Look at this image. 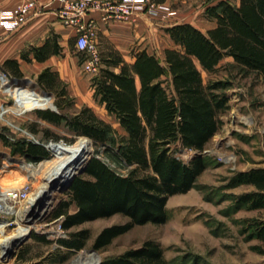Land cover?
Instances as JSON below:
<instances>
[{"label":"trees","instance_id":"1","mask_svg":"<svg viewBox=\"0 0 264 264\" xmlns=\"http://www.w3.org/2000/svg\"><path fill=\"white\" fill-rule=\"evenodd\" d=\"M207 13L216 22L207 31L189 21L166 27L175 47L165 48L164 59L148 49H133L131 61L118 48L101 56L104 64L92 79L94 94L117 117L125 134L98 116L91 106L73 115L65 112L74 104L66 83L50 67L39 74L38 83L55 94L56 106L38 108V117L57 126L65 123L70 132L86 136L98 146L116 145L117 158L130 168L120 173L92 155L85 171L68 188V198L60 201L51 214L52 219L62 218L64 231L115 214L128 216V222L109 225L98 234L93 245L96 249L106 247L137 224L165 223L170 217L169 198L192 190L207 168L209 159L203 151L219 132L221 115L230 98L223 91V81L205 82L203 70L214 72L224 58L232 57L244 69L264 75V0H218ZM74 47L79 55L86 54L75 43ZM62 50L55 36L42 46H32L23 57L30 61L33 52L35 58L44 61ZM38 126L39 121L33 122L32 131H38ZM43 131L47 138H59L50 128ZM0 138L14 154L21 153L30 160L48 158L50 154L35 141H12L1 133ZM179 149L195 153L185 161L177 155ZM233 183L253 185L254 190L238 199L249 209L264 210V167L239 171ZM253 227L252 237L264 243V221H256ZM35 237L51 242L45 235ZM90 237L89 229H79L57 241L70 250H80ZM26 249L22 248L15 264L32 260L25 256ZM100 264L172 262L165 257L163 245L152 239L104 258Z\"/></svg>","mask_w":264,"mask_h":264},{"label":"rangeland","instance_id":"2","mask_svg":"<svg viewBox=\"0 0 264 264\" xmlns=\"http://www.w3.org/2000/svg\"><path fill=\"white\" fill-rule=\"evenodd\" d=\"M217 1L151 0L143 12L133 13L126 19H116L109 23L99 22L93 43L97 46L100 57L111 48H118L129 61L132 60L133 49H148L156 53L160 59H164L165 48L175 47L166 27L189 21L207 31L216 24L215 20L209 18L207 9ZM151 3H155L156 10L151 9ZM87 56L88 53L79 55L75 75L68 82L74 104L65 112L73 115L82 107L91 106L98 116L109 121L119 133L125 134L126 131L117 117L110 114L105 104L94 94L92 79L99 74L104 63L101 60L96 70L88 72L84 67ZM203 77L206 83L221 80L226 84L223 91L230 98L228 108L221 115L222 124L219 132L209 141L203 152L209 159L207 168L198 178L192 193H179L169 198L167 207L170 217L165 223L137 224L128 232L113 239L106 247L96 249L93 246L95 239L104 228L128 222L130 219L120 214L94 219L66 231L67 234L79 229H89L91 232V237L84 248L70 250L57 241L59 238L67 237L62 233L61 221L51 218L58 203L68 198V190L63 192L55 189L50 196V205L37 213L33 217L34 220L24 219L20 225L7 227V233H15L23 223H26L31 225L29 230L31 235L18 247L13 258L8 262H2L15 264L23 247L27 248L24 252L27 259H32L27 261L28 264H73L80 255L90 253L94 248L102 261L104 258L137 247L146 240L154 239L163 245L165 257L171 260L172 264H263L264 243L252 235L254 223L264 221V210L249 209L240 202L239 196L254 190L255 187L247 184L235 185L233 178L239 171H246L251 167H264V75L244 69L234 58L226 57L218 64L216 71L203 70ZM28 81L35 83L40 92H51L50 106L55 107L56 97L52 91L42 88L35 77ZM18 83L22 82L17 81L11 86ZM10 89L9 86L5 88L6 92L3 90L0 92V106L6 105V111L0 114L3 121H0L1 134L8 135L9 139L10 137L18 139L22 136L20 131L9 125L13 121L18 126L27 127L40 141L63 138L67 145H77L85 141L90 146L91 156H99L120 173L129 171L130 168L117 158L116 145L106 143L98 146L92 139L70 132L65 123L57 126L49 122H39L38 131H32L31 125L38 120L37 109H26V104L30 103V100L21 102L19 106L9 95ZM10 107L11 109L7 110ZM4 115L8 120L4 119ZM46 128H50L59 138H47L43 131ZM70 139H75V142H71ZM0 148L6 151L0 154V183L5 186L21 187L27 181L26 175L29 173L22 166V162L32 161L40 170L33 177V188L37 194L45 185L52 170L53 162L49 160L57 158L58 154L49 150L48 158L30 160L14 154L11 149L6 148L2 139ZM194 153V150L179 149L177 155L188 161ZM229 155L233 157L231 162L224 158ZM47 161L49 163L40 167L42 162ZM36 234L45 235L51 242L38 240ZM3 237L0 230V241ZM3 256L0 243V259ZM63 257L66 259L61 261Z\"/></svg>","mask_w":264,"mask_h":264},{"label":"built area","instance_id":"3","mask_svg":"<svg viewBox=\"0 0 264 264\" xmlns=\"http://www.w3.org/2000/svg\"><path fill=\"white\" fill-rule=\"evenodd\" d=\"M61 3L58 11V17H61L63 21L72 25L77 31V40L75 45L78 50L88 53L85 58L84 67L85 70H96L101 64V57L99 50L94 45V37L96 36V28L99 22L102 21L109 23L116 19H126L133 13L143 12L148 6V2L151 0H56ZM42 5L37 0H29L19 3L13 10H0V29H5L8 32H15L30 21V17L34 15L39 7ZM151 9L156 10L155 3H151ZM12 79L5 71L0 70V92L5 90L6 81ZM6 105L0 106V114L4 111ZM9 107V106H8ZM7 116V114H6ZM0 121H2L0 119ZM3 122V121H2ZM22 133L18 139L10 137L11 140L17 141L19 139H25L29 141H35L47 150L55 152L52 148V144L65 143L64 139L55 140L53 138L46 141H40L35 133H32L27 127L18 126L13 121L9 123ZM205 151V150H204ZM203 151V152H204ZM56 153V152H55ZM54 153V154H55ZM227 161L233 160L232 156L224 157ZM26 162V161H25ZM33 167L35 162H27ZM27 181L24 182L21 187H9L0 183V222L7 224L6 227L13 226L15 224L20 225V221L24 220V211L28 206V199L35 192L33 188V177L28 173ZM57 220L61 221L60 227L62 228V218ZM65 236H68L67 232L63 230ZM64 236V237H65ZM0 261H2L0 259Z\"/></svg>","mask_w":264,"mask_h":264},{"label":"crops","instance_id":"4","mask_svg":"<svg viewBox=\"0 0 264 264\" xmlns=\"http://www.w3.org/2000/svg\"><path fill=\"white\" fill-rule=\"evenodd\" d=\"M25 1L29 0H0V10H13L19 3ZM37 2L42 6L30 17L31 19L26 25L15 32L0 29V70L5 71L11 77H26L30 80L32 77L38 79L39 74L47 67H50L58 72L68 88V82L74 77L80 60L79 54L74 47V43L77 40L76 28L66 24L61 17H58V11L61 6L59 1L37 0ZM55 36H57L58 44L63 47L62 53L59 55L53 54L44 61L35 58L33 52L29 55L30 61L23 57V53L31 49L32 46H42L49 38H54ZM9 60L18 62H10ZM36 114L37 121L49 122L39 118L37 110ZM5 146L12 150L10 146L6 144ZM5 152L0 148V154ZM16 155L20 156L21 153ZM193 189L187 194L192 193Z\"/></svg>","mask_w":264,"mask_h":264},{"label":"bare ground","instance_id":"5","mask_svg":"<svg viewBox=\"0 0 264 264\" xmlns=\"http://www.w3.org/2000/svg\"><path fill=\"white\" fill-rule=\"evenodd\" d=\"M28 80L29 79L23 81L17 80L18 82L22 83L11 86L12 83H17V81L10 79L9 81H6L7 83L5 88L9 86L11 87L8 93L16 100L19 106L21 105V102L30 100V103L26 104V109L28 110L47 108L50 106L52 104V96L48 93H44L43 91L40 92V90L36 88V84L33 82L31 83ZM5 109L6 108L4 107V110ZM9 109H11V107L7 110ZM4 119H7L5 115ZM51 146L58 156L53 160H49L53 162V166L52 170L48 174L49 176L45 182V185L41 187L37 194L35 192L32 193L28 199V206L25 208L23 218L27 219L28 221L34 220L33 217L36 216L37 213H40L45 206H49L51 203L50 196L53 194L54 190L64 186V184H66L73 177V175L77 173L78 169L84 164L90 147L85 141H82L77 145H67L66 143H62L52 144ZM49 161L42 162L40 167L45 166L47 163H49ZM22 166L26 168L32 176H35L36 172L39 170L35 166L33 167L31 164L25 161L22 162ZM9 187L16 186L9 185ZM6 226L7 224L0 222V230L3 232L4 236L0 241L4 253L3 257H5L8 252L11 251L24 236L27 235L31 227V225L23 223L18 229V232L7 233ZM100 261V255L96 251H92L90 253L80 255L73 264H99Z\"/></svg>","mask_w":264,"mask_h":264},{"label":"water","instance_id":"6","mask_svg":"<svg viewBox=\"0 0 264 264\" xmlns=\"http://www.w3.org/2000/svg\"><path fill=\"white\" fill-rule=\"evenodd\" d=\"M12 79H14V80H20V81H23V80H26V79H28V78H26V77H19V76H17V77H12ZM46 93H48V94H50L51 95V92H49V91H47ZM55 105V104H54ZM56 106V105H55ZM52 109H54V110H57L56 108H52ZM92 156L88 153L87 154V156H86V159H85V162H84V164L78 169V171H77V173H75L74 175H73V177L66 183V184H64V186H62L61 188H59V190H61V191H65V190H68V188L70 187V185H71V183L73 182V180L78 176V174L79 173H83L84 171H85V169H86V166H87V164H88V162H89V159L91 158ZM30 235H31V233L29 232V233H27V235L26 236H24L23 238H22V240H20L15 246H14V248L11 250V251H9L8 252V254L5 256V257H2L1 258V260L2 261H5V262H8L11 258H13L15 255H16V253H17V250H18V247L27 239V238H29L30 237ZM94 250H96L95 248H94ZM94 250H92V251H94ZM101 263V261L99 262V264Z\"/></svg>","mask_w":264,"mask_h":264}]
</instances>
